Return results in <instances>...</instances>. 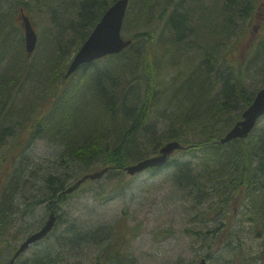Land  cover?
I'll list each match as a JSON object with an SVG mask.
<instances>
[{
  "label": "trees",
  "instance_id": "obj_1",
  "mask_svg": "<svg viewBox=\"0 0 264 264\" xmlns=\"http://www.w3.org/2000/svg\"><path fill=\"white\" fill-rule=\"evenodd\" d=\"M115 1L0 0V15L6 19L0 29V77L3 74L11 77L10 80H0V108L4 112L9 108L1 120L6 127L2 134L13 137L11 152L23 150L22 141L26 135L22 131L25 128L31 138L49 137L52 143L62 144L65 148L63 161L70 163L67 158H71L81 163L76 173L45 176L40 192L26 207L44 206L45 213L56 210L58 224L61 204L73 195L66 193L67 187L84 175L104 168H108L105 175H119L124 180L123 186L121 183L114 186L110 196L122 193L129 176L126 166L148 157L140 155V147L147 146L148 142L139 136L144 132L151 136L154 127H144V121L155 108L158 110L167 103L164 108L166 116H162L168 121L166 128L169 135L165 142L156 143L153 153H157L164 143L178 140L183 148L173 155L180 152L195 159L175 160L172 155L164 167L153 169V174L172 166L170 176L174 185L183 191L184 199L197 205H209V210H200L215 216L214 221L219 224L214 233L222 230V237L218 241L213 239L217 248L206 254L208 261L222 258L219 255L215 257L214 252L218 251L223 255L222 264H253L260 253L259 250L253 253L245 247L243 233L247 221L248 233L262 230L264 237V116L248 137L226 144L218 140L241 119L243 110L264 85V43L257 48L259 56L252 61L251 69L247 52L254 42L250 37L251 25L255 18L264 16V0H227L221 9L216 6L210 8L197 0L190 3L187 11L176 8L184 3L183 0H136L138 25L142 30H136L128 37L132 43L121 53L104 57L100 60L101 64L86 65L88 71L84 74L82 69L80 79L71 83L73 76L65 78L71 61L69 54L77 52L103 13ZM134 1L129 2L123 31L135 12ZM76 3L79 6L74 16L72 10ZM154 4L160 9L155 22L158 26L166 23L165 28H168V44L164 49L155 47L161 46L156 42L155 30L148 32L146 29L153 20L150 11ZM45 8L54 22L53 29L57 31L51 29L44 41L48 50L43 53L45 58L40 68H44L45 72L37 74L42 79L38 82L43 85V92L30 93L31 101L17 105L20 88L35 69L32 59L36 53L31 58L27 56L22 11L34 24L33 14L30 13L39 16L38 9ZM169 9L172 10L171 16L165 19ZM201 29L206 33L204 36L200 34ZM65 32L67 38H64ZM185 37L192 40L183 44L186 43ZM203 39H208L210 44L202 42ZM243 49H247V75L255 71L262 76L261 86L248 94L242 82L246 63L243 62L246 58L242 59L240 54ZM174 57L181 58L183 66L177 74L165 80L162 62L165 58L170 61ZM89 71L91 76L87 75ZM188 73V78L176 86ZM218 87L220 91L210 96ZM83 90L89 92L92 101L100 103L99 114L89 110L91 124L88 125L93 132L88 138L83 134V117L78 109L83 101L80 99ZM238 101L239 107L236 106ZM167 108L172 110L169 112ZM28 127L32 130L26 129ZM1 156L6 158L7 153ZM7 164L0 166V181L6 179L1 174ZM18 174L16 168L13 176L15 185ZM70 178L73 180L70 181ZM93 181L87 179L80 189ZM6 182H9V177ZM4 189L0 193L4 197L0 202V239L9 229L10 221H14V214L10 218V214L6 213ZM239 208L243 218L234 222L232 218ZM227 212H231L229 217ZM118 223L91 230L72 223L64 230L66 236L59 240L57 246L52 244L42 253L35 251L34 257L22 264H58L64 261L66 253L85 245L97 246L92 264H134V251L130 246L133 228L124 222ZM16 247L0 246V256H7L3 264L10 259ZM260 251H264V245L260 246ZM19 259L15 264H21Z\"/></svg>",
  "mask_w": 264,
  "mask_h": 264
},
{
  "label": "rangeland",
  "instance_id": "obj_2",
  "mask_svg": "<svg viewBox=\"0 0 264 264\" xmlns=\"http://www.w3.org/2000/svg\"><path fill=\"white\" fill-rule=\"evenodd\" d=\"M197 0H183V4L178 9L187 11L191 2ZM202 4H207L208 7L221 9L222 5L227 4V0H200ZM175 3L172 4L173 5ZM146 7L148 3L145 1ZM264 5V2L262 3ZM77 3L73 5L72 13L75 16L78 9ZM136 0L134 1V11L131 14L129 26L124 29L125 37H130L132 33L139 30L138 23V10L136 9ZM215 9V10H217ZM262 8H260L261 10ZM171 9L166 11L164 15L165 19L171 16ZM37 16L33 14L36 27L39 33V46L34 52L35 56L32 59L34 64L33 74L26 81V84L20 88L18 93L17 105H23L30 100V93L38 94L43 92V85L38 82L42 81L37 74L44 73V68L41 69L40 65L44 60L43 53L48 49L46 48V42H44L53 29V20L50 17V12L47 8L43 10L38 9ZM160 9L157 5H153L150 11V17L153 20L147 25V31L150 29L155 30L156 42L161 46L155 45V47L164 49V46L168 44L166 35L168 28H165L166 23H161L160 26L155 22V16H158ZM206 14L207 11H204ZM27 14V13H26ZM0 29L2 24L6 22L3 15H0ZM70 18L72 16H69ZM68 20H70L68 18ZM72 20V19H71ZM69 24V22H67ZM138 26V29H137ZM66 26H64V29ZM252 32L250 37H253V46L249 51L247 49L241 50L243 62L245 63L242 82L246 87V94L251 93L253 90L261 86V74L251 72L247 75V52L248 60H251L249 69L252 67V61L257 58V48L264 43V16L257 17L254 19L252 25ZM54 30V29H53ZM142 30V29H140ZM57 31V30H54ZM201 29V36L206 33ZM24 33V31H23ZM64 38H67V33H63ZM192 38H184L183 44H187V41ZM202 42L210 44L208 39H203ZM247 51V52H246ZM74 52L69 54V60L74 56ZM34 55V54H33ZM32 57V56H31ZM30 57V58H31ZM164 59L162 67L164 70L163 78H171V76L177 74L182 68L183 64L181 58ZM199 61V60H198ZM248 61V62H249ZM99 64L102 61L98 62ZM255 66V64H254ZM253 66V67H254ZM91 72L89 71V74ZM83 71H77L71 80V83H75L76 80L80 79ZM85 74V72H84ZM88 75V74H87ZM189 73L182 77L178 81L176 86H180L181 82L187 79ZM9 74H3L0 80H10ZM85 87H88L86 85ZM220 91V88H216L210 93V96L216 95V91ZM80 99H83L82 103L78 106L79 112L83 117V134L86 138L93 132L88 124L90 121V111L93 110L96 114H99V101H92L89 92L83 90L80 95ZM103 105V102H101ZM166 104H162L158 110L150 112L144 121V127H154L153 134L147 135L146 132L141 134L139 137L148 142V145L141 146L140 155H152L154 146L158 141H164L169 135L166 128L167 120L164 119L166 116L165 109ZM237 107L240 106L238 101ZM9 109V108H8ZM6 109L5 112L0 108V157L2 153H7L6 158H0V166L2 163H8L2 169L1 176L5 175L6 179L9 177V182L0 181V193L5 187V197L7 210L6 213L11 218L14 214V221H10L9 229L4 233L2 239H0V246L11 248L12 246H18L23 239L36 228H38L46 220L47 212L45 213L44 206H37L27 208L25 205L28 196H36L42 187L45 176L47 175H59L64 176L67 173H76L81 166V163L67 158V161H63L62 155L64 154V146L60 143H52L49 141V137H38L31 138L26 133L25 128L22 134L26 137L22 141L21 152H11L13 150L12 143L13 137L11 135L2 134L4 127L1 124V120L5 118V115L9 112ZM170 112V108H167ZM9 122V121H8ZM26 129L32 130L31 127ZM147 132H149L147 130ZM7 142V143H5ZM160 147V146H159ZM139 148V149H140ZM175 160H191L195 158L191 157L190 154H184L176 152L173 155ZM134 162V161H133ZM132 163V162H130ZM18 168L19 174L16 177L18 180L17 184L13 182V176L15 170ZM32 170L39 172L31 173ZM173 171V167L165 168L159 171L155 175L153 170H145L135 175H129L126 178L127 186L122 193L116 194L111 197L110 194L114 192V186L124 185L122 176L119 175H104L101 179L94 180L89 185H84L73 195L69 196L64 203L60 206V220L55 227V230L49 237L41 241L40 243L31 245L30 248L22 254L19 261L22 263L30 261L37 252H45L48 246L54 244L57 246L59 240L63 239L64 230L70 225L75 224L79 228L85 230H91L94 228L99 229L103 226L118 225V222H124L128 227L133 228V236L130 237V246L134 251V264H197L199 259L206 254L212 252L217 248V245L213 244V239L218 241L222 237V230H217L214 233L215 228L219 222L214 221L215 216L212 213H202V209L209 210V205H197L193 201L184 199L183 191L176 185H174L173 179L170 176ZM108 176V177H107ZM28 178V181H27ZM73 179L70 178V181ZM6 182V183H5ZM6 184V185H5ZM81 190V191H80ZM4 197L0 196V202L3 201ZM227 217L231 215V212H227ZM217 217V216H216ZM243 218L242 210L240 208L235 211L232 220L235 222ZM245 232L243 233V240L245 247L251 249L253 253L259 250L260 256L258 260H253V264H264V251H260V246L264 245V237L257 238L255 233H248L247 221L244 223ZM131 231V230H130ZM129 231V232H130ZM261 243V245H259ZM263 244V245H262ZM97 252V246H79L77 250L66 253L63 257L64 261L58 264H92ZM215 257L218 255L222 258L210 259L208 264H222L223 255L221 252H214ZM7 256H0V264H3Z\"/></svg>",
  "mask_w": 264,
  "mask_h": 264
},
{
  "label": "water",
  "instance_id": "obj_3",
  "mask_svg": "<svg viewBox=\"0 0 264 264\" xmlns=\"http://www.w3.org/2000/svg\"><path fill=\"white\" fill-rule=\"evenodd\" d=\"M128 2L129 0H117L110 8L107 9L88 39L76 53L69 65L66 76L73 73L81 64L92 62L93 60L107 54L120 52L131 43V40L124 39L121 35V29L126 15ZM22 19L25 27L26 49L28 54L31 55L36 47L37 33L26 15H23ZM263 115L264 87L257 92L253 102L244 110L242 119L239 120L224 137L219 139V141L221 143H227L237 138L247 137L255 127L260 117ZM182 147V144L176 140L169 141L160 148L158 154L140 160L132 165H128L126 170L130 174H134L146 168L161 167L168 161L170 155L176 149H181ZM107 170L108 168H105L101 171H96L83 176L75 184L70 186L66 192L74 191L88 178L96 179L101 177ZM55 221L56 216L52 213L46 224L39 231L31 234L21 243L8 264H13L16 258L23 251H25L31 243L45 237L54 226ZM261 234V232L257 233L258 236H261ZM198 264H207V261L205 258H202Z\"/></svg>",
  "mask_w": 264,
  "mask_h": 264
}]
</instances>
